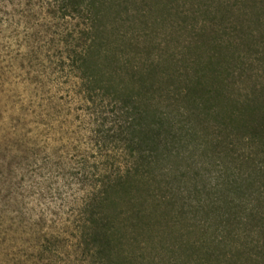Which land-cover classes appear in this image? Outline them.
Returning a JSON list of instances; mask_svg holds the SVG:
<instances>
[{
    "label": "trees",
    "instance_id": "obj_1",
    "mask_svg": "<svg viewBox=\"0 0 264 264\" xmlns=\"http://www.w3.org/2000/svg\"><path fill=\"white\" fill-rule=\"evenodd\" d=\"M177 1L0 0V264H264V0Z\"/></svg>",
    "mask_w": 264,
    "mask_h": 264
},
{
    "label": "rangeland",
    "instance_id": "obj_2",
    "mask_svg": "<svg viewBox=\"0 0 264 264\" xmlns=\"http://www.w3.org/2000/svg\"><path fill=\"white\" fill-rule=\"evenodd\" d=\"M166 1V0H165ZM228 4H231L234 0H227ZM177 4L179 5L180 16L177 14L166 15L167 20L159 25L154 26V32L156 36V41H161L163 35H169L168 41L172 44L174 41V47L176 48L178 43H182L185 38L188 39V30L190 22V16L195 15L194 11V1L192 0H178ZM237 2L234 4L236 6ZM239 7V3H238ZM236 9V7H235ZM239 11H234V17L232 16L229 21H232V24L235 26V37L237 39L235 43V56L238 59V62L242 61L244 58L243 67H250L248 72H245L244 75L237 76L234 79L233 87L237 92H247L251 88L255 90L264 88V31L262 26L257 23H252L251 25V41L252 48L249 51H243L241 45L239 44V36L241 34V25L239 22H236L235 17L238 15ZM248 28V27H247ZM261 33V34H260ZM260 34V35H259ZM167 37V36H166ZM171 37V39H170ZM246 56V57H245Z\"/></svg>",
    "mask_w": 264,
    "mask_h": 264
}]
</instances>
